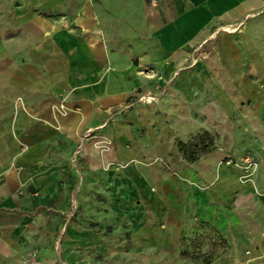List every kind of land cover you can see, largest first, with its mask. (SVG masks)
Returning <instances> with one entry per match:
<instances>
[{"label": "crops", "instance_id": "0c3cea01", "mask_svg": "<svg viewBox=\"0 0 264 264\" xmlns=\"http://www.w3.org/2000/svg\"><path fill=\"white\" fill-rule=\"evenodd\" d=\"M263 6L264 0H0V264L19 260L29 206L48 197L53 210L55 197L77 179L73 191L110 175H156L157 193L171 201L174 217L183 183L160 178L169 174L158 158L173 147L167 132L197 126L194 93L209 82L188 60L216 35L233 42L225 29H239ZM155 87L154 103L136 100ZM59 99L62 110L54 108ZM120 107L129 124L116 115ZM218 111L206 105L202 115L209 123L226 115ZM221 155L216 149L189 174L207 181L235 175L216 166ZM118 161L130 163L117 168ZM181 235L173 227L172 238ZM229 259L226 251L219 260Z\"/></svg>", "mask_w": 264, "mask_h": 264}, {"label": "rangeland", "instance_id": "374dc122", "mask_svg": "<svg viewBox=\"0 0 264 264\" xmlns=\"http://www.w3.org/2000/svg\"><path fill=\"white\" fill-rule=\"evenodd\" d=\"M224 32L232 33L234 44L227 35H216L188 60L199 77L209 79L194 93L197 126L187 131L186 123L181 134L167 132L173 147L158 158L169 174L160 178L183 183L174 217L171 201L157 193L156 175H110L109 180L73 191L77 179L69 193L62 189L55 197L53 210L48 197L29 206V222H22L16 243L20 258L5 264H205L180 255L173 227L183 233L191 253L211 258L208 264H264V6L239 29L227 27ZM158 93L138 92L136 100L151 104ZM63 103L59 99L54 108L62 110ZM206 105L226 115L208 123V116L202 115ZM124 109L116 115L129 124ZM199 137L209 152L200 148ZM102 144L101 150L106 149L108 144ZM216 149L222 151L216 166L227 165L235 175L207 181L189 174L195 162ZM78 150L71 149L70 163ZM129 163L118 161L115 166ZM236 221L243 227L234 229ZM29 225L35 227L34 234H28ZM226 251L231 259L219 260Z\"/></svg>", "mask_w": 264, "mask_h": 264}, {"label": "trees", "instance_id": "16d2710c", "mask_svg": "<svg viewBox=\"0 0 264 264\" xmlns=\"http://www.w3.org/2000/svg\"><path fill=\"white\" fill-rule=\"evenodd\" d=\"M202 133L206 134L204 132H202ZM199 141L201 142V147L200 148H202L206 152H209L211 150V148H206V146H207L206 141L202 137H199ZM195 158H196V156L192 157V159H195ZM185 242H186V240H185V237H184V235L182 233V235L180 237V244H179V253H180V255L191 257V258H193V259H195L197 261H201L202 263H205V264H208V263L211 262V258L210 257H207V256L206 257H201L200 255H197L196 253H191V251L189 250V247L185 244Z\"/></svg>", "mask_w": 264, "mask_h": 264}]
</instances>
